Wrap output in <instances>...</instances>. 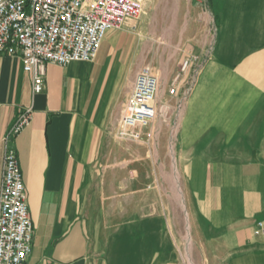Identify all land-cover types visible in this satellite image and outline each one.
Masks as SVG:
<instances>
[{"label":"crops","instance_id":"obj_1","mask_svg":"<svg viewBox=\"0 0 264 264\" xmlns=\"http://www.w3.org/2000/svg\"><path fill=\"white\" fill-rule=\"evenodd\" d=\"M141 1L143 18L109 30L92 60L48 64L41 93L19 56L0 54V195L5 136L33 111L13 141L34 232L25 264H189L185 251L202 264H264V0ZM149 29L179 30L178 58L200 66L191 91L184 76L172 95L191 249L171 226L178 215L147 198L151 181L121 178L106 160L150 67L135 36Z\"/></svg>","mask_w":264,"mask_h":264},{"label":"built area","instance_id":"obj_2","mask_svg":"<svg viewBox=\"0 0 264 264\" xmlns=\"http://www.w3.org/2000/svg\"><path fill=\"white\" fill-rule=\"evenodd\" d=\"M144 12L141 0H0V54L17 55L31 76L34 93L44 89L48 64L67 65L92 60L109 30L121 29ZM185 57L169 93L176 95L185 76L189 93L200 66ZM160 79L148 68L135 78L121 115L123 127L145 125L158 113ZM24 109L5 136L6 153L0 195V264H25L32 251L33 224L14 139L32 120ZM138 137V134H137ZM134 175V173H133ZM255 234L264 236V219L255 223Z\"/></svg>","mask_w":264,"mask_h":264},{"label":"rangeland","instance_id":"obj_3","mask_svg":"<svg viewBox=\"0 0 264 264\" xmlns=\"http://www.w3.org/2000/svg\"><path fill=\"white\" fill-rule=\"evenodd\" d=\"M143 16L144 12L139 19ZM145 34L146 37L138 33L135 36L153 41L150 46H144L143 50L145 55L150 53L151 56L149 70L160 79L158 113L153 121L145 125L125 128L120 124L113 143L118 155L110 156L106 160L108 164L119 168L121 178L125 176L128 180L151 181L146 190L147 198L159 203V207L168 213L178 215V220L171 222V226L175 228L177 225L180 228L184 236L183 244H189L191 249L189 213L178 171L181 159L176 155L175 122L178 107L175 98L169 93L167 82L168 74L176 72L181 61L178 58L179 30L149 29ZM163 94L165 95L162 96ZM125 192L121 190L120 195H125ZM182 255L189 264H202L204 260L203 254L199 253L185 251Z\"/></svg>","mask_w":264,"mask_h":264},{"label":"bare ground","instance_id":"obj_4","mask_svg":"<svg viewBox=\"0 0 264 264\" xmlns=\"http://www.w3.org/2000/svg\"><path fill=\"white\" fill-rule=\"evenodd\" d=\"M145 42H146V41H145ZM152 42H153V41H152L151 39H150V41H149V39H147V42H146L145 46H147V45L150 44V43L152 44Z\"/></svg>","mask_w":264,"mask_h":264}]
</instances>
